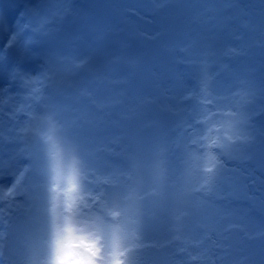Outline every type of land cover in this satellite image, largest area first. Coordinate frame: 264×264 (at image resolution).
Instances as JSON below:
<instances>
[{
  "label": "clouds",
  "instance_id": "1",
  "mask_svg": "<svg viewBox=\"0 0 264 264\" xmlns=\"http://www.w3.org/2000/svg\"><path fill=\"white\" fill-rule=\"evenodd\" d=\"M191 46L189 42L180 51L187 52ZM61 60L70 65V78L62 81L65 87L78 92V99L91 100L93 92L80 89L76 80L88 71L91 58ZM127 64L142 70L137 57L128 58ZM191 66L200 69L196 87L181 100L196 105V132L175 175L169 167V150L163 145L154 146L147 156L130 155L125 172L96 169L90 159L95 153L77 135V129L90 121L77 116L76 109L71 110L70 119L55 106L43 114L24 116L15 131L16 139L8 141L16 145L14 155L0 162V175L7 179L0 182V264H153L151 253L160 247L144 235L143 196L134 186L143 172L151 176L169 202L172 235L164 246L182 242L177 226L190 218L192 197L203 203L233 162L249 158L240 159L255 142L247 114L253 93L240 84L226 93L217 92L216 74L211 72L207 53ZM58 71L50 68L43 78L24 74L18 81L21 98L36 99L33 85H50ZM130 74L125 69L122 75ZM92 103L101 107L95 100ZM114 151L108 149L109 153ZM212 246L204 253L180 248L177 254L186 255L185 264H216L218 258L209 254ZM237 264H247V257Z\"/></svg>",
  "mask_w": 264,
  "mask_h": 264
},
{
  "label": "bare ground",
  "instance_id": "2",
  "mask_svg": "<svg viewBox=\"0 0 264 264\" xmlns=\"http://www.w3.org/2000/svg\"><path fill=\"white\" fill-rule=\"evenodd\" d=\"M53 9H58L57 0H53ZM122 3L125 0H121ZM182 1V0H181ZM118 0H105L102 5L95 8L87 9L86 11L80 9L77 14V21L80 23L79 32L82 37H78L73 30L71 34H52L47 30H43L39 33V43H37L45 54H51L53 58H43L38 60L39 71L36 75L41 74L43 69L59 68L57 73V79L54 80V91L49 94L47 88L42 89L36 87L35 96L36 99H29L30 105H36L44 102L41 111L31 114H43L55 106L57 111H60L65 119H70L73 115L72 109H76V115L83 118L84 121H90V123H84L79 129H77V135L83 142L84 146L95 155L91 156L92 165H98L103 167L102 171H110L115 168L119 171H124L125 168L129 169V157L125 166L120 164H112L100 158L97 155H119L122 149L121 141L117 134H130L132 138V145L129 149V155H141L147 156L151 148L145 143L148 141V131L150 125L141 126L139 121L135 119H124L120 121V130H116L112 127L109 121L103 116H98V113L94 111L95 107L92 103L93 100L98 101L103 106H111L119 112L124 114V109L114 104L110 105L108 101L112 97L113 90L108 88L110 84H104L102 80L105 79V73L108 74L113 81H116L119 90L124 91L127 88L129 91L134 89L132 95V101L130 103L137 102L136 108L151 109L154 114L160 118H164V115L160 109H155L153 105L144 107L146 99L161 97L165 89L160 84H167L168 87L174 92L179 93L185 85L182 81V70L176 65L179 56L177 52H174L177 45L192 43V46L188 49L189 53H193L197 46V40L191 38L194 33V27H190L188 23L179 22L175 18H167L160 16L154 20L153 26L150 28V33H143L138 31L139 25L132 23L125 18L124 10L116 9L113 7V3H117ZM158 5L165 7L167 2L162 0ZM119 5V7H121ZM178 15V12H176ZM76 18V17H75ZM152 17L149 18L147 24H151ZM76 21V22H77ZM22 24H28L26 19L21 20ZM193 26V23H192ZM14 31L20 33L21 28L17 27ZM28 28L25 29L22 34H26ZM74 32V34H73ZM96 35L104 39L105 43L103 47L96 44L94 49L101 50L103 53L99 55L88 53L87 44L90 41V34ZM106 37H105V36ZM190 38V39H188ZM24 46L21 43L19 50H16L17 58L22 55L26 57L23 52ZM59 54L66 55L67 57H79L76 54H81L80 57L88 56L91 58L88 71L81 72L76 80L80 89H87L93 92L92 99L79 98L78 92H74L72 89L65 87L62 82L64 79L70 78L67 72L70 70L68 62H59L55 57ZM137 57L142 64V70L144 75L138 78H131L130 83L125 86V80L128 75H122L125 73V61L128 58ZM18 66L23 67V64L19 62ZM37 67V68H38ZM136 67V66H135ZM134 68V67H130ZM244 69V68H243ZM245 72V69L242 70ZM83 74L85 77H89L90 82L83 83ZM229 85V84H228ZM37 94V95H36ZM117 95V94H116ZM3 107V106H2ZM96 108V107H95ZM97 109V108H96ZM145 111V110H144ZM0 111V120L2 117ZM17 116H19L17 114ZM25 114H22L20 119L23 122ZM95 117V118H94ZM42 126L43 122H39ZM21 124V123H20ZM253 127L250 124V129ZM13 139H16L15 134L10 133ZM113 134L116 143L113 145L109 139V136ZM166 134L152 142L154 146L165 144ZM6 141L5 138L1 139L0 143ZM264 142L262 139L256 140L244 153H247L249 157L248 165L245 174L236 173L239 167H230L226 169L222 175L217 179L216 185L212 190V193L204 197L203 203L197 198L192 197V204L190 206L191 216L198 219L212 216L214 218L210 226L218 233L223 230L224 223L235 219L239 221V228L237 235L229 236L231 241L224 243L223 246L230 247L229 259L230 261H239L242 257H247V264H264V234H260L264 231V178L263 180L259 176L257 170H264ZM12 145H15L13 143ZM165 146V145H163ZM16 149V147H14ZM13 148V149H14ZM108 149H114L112 153L108 152ZM9 153V152H7ZM15 152L11 153L14 155ZM0 155V162L3 161V155ZM185 154V153H184ZM6 155V154H5ZM169 167L173 175L179 167L180 162H173L170 152H168ZM252 164V165H251ZM250 166H254L255 170H250ZM260 184V194H251L248 182ZM1 182L6 183L7 179H3ZM258 184V185H259ZM134 186L138 192L143 196L145 201H142V207L145 212L144 223V235L147 237L157 236L161 238L165 234L171 235L172 232L169 228L172 227L171 222L165 217V213L169 207V202L166 201L161 195V189L157 183L151 178L147 172H143L141 177H138V182H135ZM223 191L236 192L243 196L241 198L247 201V206L243 204H237L236 206L227 205L221 203L223 207L213 205L211 198L215 194ZM156 194H153V193ZM203 204V205H202ZM258 209V210H257ZM258 211L260 213H258ZM210 222V221H209ZM152 223V224H151ZM158 227H162L164 230H159ZM165 231V233H163ZM251 232L252 234H260L257 240H246L244 234ZM193 235V234H190ZM153 257V264H164L159 259L156 261V254H151Z\"/></svg>",
  "mask_w": 264,
  "mask_h": 264
},
{
  "label": "snow or ice",
  "instance_id": "3",
  "mask_svg": "<svg viewBox=\"0 0 264 264\" xmlns=\"http://www.w3.org/2000/svg\"><path fill=\"white\" fill-rule=\"evenodd\" d=\"M57 6L58 7H62L65 12L68 10V5H67L66 0H57ZM56 16L57 15L44 18L43 23L50 22L51 19H54ZM18 38L19 37H18V32L17 31L11 32L10 33V36H9V41H8L9 42V45L14 46L15 43L17 42Z\"/></svg>",
  "mask_w": 264,
  "mask_h": 264
},
{
  "label": "rangeland",
  "instance_id": "4",
  "mask_svg": "<svg viewBox=\"0 0 264 264\" xmlns=\"http://www.w3.org/2000/svg\"><path fill=\"white\" fill-rule=\"evenodd\" d=\"M167 264H172L171 262H168Z\"/></svg>",
  "mask_w": 264,
  "mask_h": 264
}]
</instances>
